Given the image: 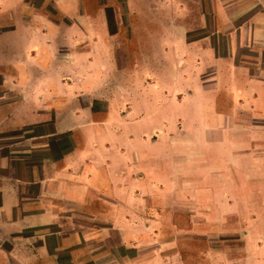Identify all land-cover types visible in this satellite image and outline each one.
<instances>
[{
    "label": "crops",
    "instance_id": "0c3cea01",
    "mask_svg": "<svg viewBox=\"0 0 264 264\" xmlns=\"http://www.w3.org/2000/svg\"><path fill=\"white\" fill-rule=\"evenodd\" d=\"M185 1L0 0V264H188L190 213L253 217L239 210L252 166L264 176V6ZM149 22L162 36L144 72L123 44L139 55ZM154 100L179 117L143 125Z\"/></svg>",
    "mask_w": 264,
    "mask_h": 264
},
{
    "label": "rangeland",
    "instance_id": "374dc122",
    "mask_svg": "<svg viewBox=\"0 0 264 264\" xmlns=\"http://www.w3.org/2000/svg\"><path fill=\"white\" fill-rule=\"evenodd\" d=\"M220 2L221 5L227 8L229 12H240V10L243 11L244 9H252L253 12L254 10L261 8V6H264V0H220ZM185 3L191 4L194 2L187 0ZM242 16L243 15H241L238 19H242ZM150 17L151 16L146 17V20H149ZM146 20H143V22H147ZM142 24L145 25L144 23ZM147 25L152 26L143 27L138 36L136 34V37L132 40L135 41L134 43H137V45L140 44L143 46V49L138 47L139 55L138 53L136 55L137 49L135 46L131 47V44H123L125 53L129 58H131V54L134 52V56L136 57L135 59L142 60L140 63H143L144 65H141L140 69H142L144 72L147 68L145 67L147 66L145 64V60L148 61L149 59V61H152L158 59L157 55L159 49L157 47L160 41L159 38L162 36V34L155 31V29H159V27L163 24H161V22H149ZM145 52H148L149 56ZM118 57L121 60H124L122 56L120 57L119 55ZM145 57L147 58L145 59ZM146 77L147 75H144V78ZM147 78L150 79L151 77ZM128 92L129 91L126 92V90L124 91V99L122 104L124 108L130 104V94ZM156 102L159 101L154 100L150 102L148 107L145 109L143 117L141 118L143 125H158V123L160 121H164L166 117L168 120H170V116L179 117L180 113L177 112V114H175L176 111H173V108L169 107L170 105L168 106L167 103H163L165 104L164 111H157L158 108L157 105H155ZM159 104H161V102H159ZM158 130L162 129H157V132ZM171 131L174 135L180 134L178 128L171 129ZM168 133L169 130L167 134ZM257 135V129H253L252 136L254 137ZM255 146L258 145H253V147ZM252 167L253 175L250 177L252 180V190L250 197L251 207L248 209L250 214L247 215L244 213V209L239 210V214L242 219L248 216L250 218V215H252L253 217L250 218V221L245 223H236L224 221L217 222L216 220L213 222L212 219L215 220L216 215L209 217L204 215L206 211H200V213L203 215L194 214L195 212L190 213L195 217L194 220L189 221L188 219L187 223L180 224L182 230L181 232H177V237L175 236V240L177 247H181L183 251L186 252L187 255L185 258H187L188 264L196 262L197 264H232L231 261H229V258L238 260L234 261V264H264V176L255 175V167L257 166L253 165ZM169 195L173 196L172 193ZM174 196V200L178 201L179 194L177 193ZM236 196H241L240 198L242 199L244 197V193H236ZM213 211L215 212V210ZM210 249L214 252H208ZM219 251H221L222 254ZM215 252H219V254H215Z\"/></svg>",
    "mask_w": 264,
    "mask_h": 264
}]
</instances>
